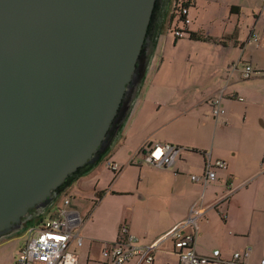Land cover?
<instances>
[{
  "label": "crops",
  "instance_id": "0c3cea01",
  "mask_svg": "<svg viewBox=\"0 0 264 264\" xmlns=\"http://www.w3.org/2000/svg\"><path fill=\"white\" fill-rule=\"evenodd\" d=\"M176 2L170 0L133 115L105 160L67 192L84 219L83 245L70 248L79 264H102L105 247L121 238L124 222L147 246L181 224L196 201L212 205L229 191L227 201L202 218L196 252L208 257L217 250L227 260L248 247V264L264 258V0H190L186 29L214 42L175 37L168 48L165 31L183 29L171 20ZM177 50V62L162 56ZM247 66L253 72L245 79ZM220 94L226 115L215 117L210 102ZM156 143L181 149L174 167L146 163ZM209 157L225 161L227 169L217 170V179L204 187L191 178L205 173ZM126 264H138V258ZM155 264H180L171 239H162Z\"/></svg>",
  "mask_w": 264,
  "mask_h": 264
},
{
  "label": "water",
  "instance_id": "95a60500",
  "mask_svg": "<svg viewBox=\"0 0 264 264\" xmlns=\"http://www.w3.org/2000/svg\"><path fill=\"white\" fill-rule=\"evenodd\" d=\"M169 5L0 0V240L50 211L115 145Z\"/></svg>",
  "mask_w": 264,
  "mask_h": 264
},
{
  "label": "built area",
  "instance_id": "2783aa9c",
  "mask_svg": "<svg viewBox=\"0 0 264 264\" xmlns=\"http://www.w3.org/2000/svg\"><path fill=\"white\" fill-rule=\"evenodd\" d=\"M181 12L185 19L183 26L187 28L191 24L188 8L182 9ZM174 34L177 39L186 36L183 29L174 31ZM253 38L255 42L258 41L256 36ZM252 72L253 69L247 66L244 78H249ZM223 99L221 94L211 99L210 105L215 117L226 115L222 105ZM180 152L181 149L172 144L156 143L145 154V160L148 165L158 169H170L174 167ZM109 168L115 174L119 173V166L111 161ZM226 169L225 161H212L209 157L205 164V173L202 176H192L191 181L200 182L206 187L217 179V170ZM232 193L229 191L212 205H203L201 200L196 201L189 209L186 219L162 238L171 239L178 253L180 264H248L252 256V248L246 247L234 253L233 257L227 260L222 259V253L217 250L208 257H202L195 250L202 218L211 208L223 205ZM71 206V198L64 197L58 204L54 216L45 218L39 226H30L26 229L25 246L19 251L14 264H79L77 256L71 252L70 248L72 244H76L79 248L83 245L80 233L84 219ZM186 226L192 229L191 233L184 230ZM120 233L121 238L118 241L107 244L105 247L102 253L104 259L102 264H126L132 258H138V264H155L156 251L162 239L147 246L140 245V238L131 231L127 222L121 224ZM260 264H264V258L261 259Z\"/></svg>",
  "mask_w": 264,
  "mask_h": 264
},
{
  "label": "rangeland",
  "instance_id": "374dc122",
  "mask_svg": "<svg viewBox=\"0 0 264 264\" xmlns=\"http://www.w3.org/2000/svg\"><path fill=\"white\" fill-rule=\"evenodd\" d=\"M248 13L250 15V17H249V25L253 26L252 24L254 23V19L252 17V14L250 13V11H248ZM164 36H165L164 39H163L164 45L167 46V44H168V48H170V42L176 40L175 39L176 36H175L174 33H170V30L169 31L166 30L165 33H164ZM172 44H173V42H172ZM163 53H164V55H162L163 58H166L168 61L175 60V62H177L179 60V58H181V55H182V51L181 50H177V51L173 52L171 55H170L169 52H167L165 54V51H163ZM166 65H167L166 68L163 67V70H168V67L170 65L169 64H166ZM202 121H203V119H201V124H202ZM69 189L67 191L62 192L60 197H59V199L56 202V205L50 211H47L39 219H41L43 217L44 218H51L52 216H54V214L56 213V209H57L58 204H60L61 200L64 197H68L67 192L69 191ZM75 201L77 203L80 202V204L83 203L82 201H80L79 198H76ZM25 236H26V232L24 230L20 234H15V235L7 238V239H4L3 241L0 240V264H12L13 262H15L16 257L18 255V251H21L22 248L25 246V243H26V237Z\"/></svg>",
  "mask_w": 264,
  "mask_h": 264
},
{
  "label": "trees",
  "instance_id": "16d2710c",
  "mask_svg": "<svg viewBox=\"0 0 264 264\" xmlns=\"http://www.w3.org/2000/svg\"><path fill=\"white\" fill-rule=\"evenodd\" d=\"M189 7H190V0H183V1H178L177 0V2H176V5H175V8L173 9L174 11H173V13H172V15H171V20H174V19H177V22H178V24L177 25H180V26H182L183 27V30H184V32H185V34H186V36H189V38L190 39H192V41H204V42H214V40L213 39H210V38H207V37H204V36H199V35H197V34H194V33H192V32H190V31H188L184 26H183V24H185V19H184V17L182 16V9H184V8H188L189 9ZM171 29V28H170ZM177 30V28H175L174 29V31H176ZM178 30H182V29H178ZM177 30V31H178ZM172 31V30H171ZM173 31V32H174ZM216 41V40H215ZM108 155V154H107ZM107 155H106V157H107ZM105 157V158H106ZM105 158L103 159V161L105 160ZM102 162V161H101ZM100 162V163H101ZM99 166V165H98ZM98 166H96L95 168H97ZM91 172V171H90ZM89 172V173H90ZM88 173V174H89ZM87 174V175H88ZM87 175H85V176H87ZM84 177V176H83ZM78 180V179H77ZM77 180H75V181H77ZM74 181V182H75ZM74 182H73V184H74ZM31 214H33V215H36V212H34V210H32V211H30V215ZM45 221V218L43 217V218H41V219H37L36 217L34 218V219H31L30 221H27L26 222V224H25V231H26V229L28 228V227H30V226H39V225H41L43 222Z\"/></svg>",
  "mask_w": 264,
  "mask_h": 264
},
{
  "label": "flooded vegetation",
  "instance_id": "af4514ba",
  "mask_svg": "<svg viewBox=\"0 0 264 264\" xmlns=\"http://www.w3.org/2000/svg\"><path fill=\"white\" fill-rule=\"evenodd\" d=\"M3 241V240H2Z\"/></svg>",
  "mask_w": 264,
  "mask_h": 264
}]
</instances>
